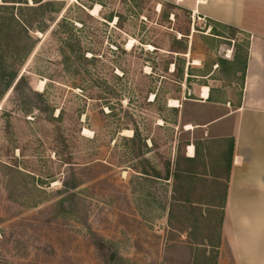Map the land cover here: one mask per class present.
Masks as SVG:
<instances>
[{"label":"rangeland","instance_id":"374dc122","mask_svg":"<svg viewBox=\"0 0 264 264\" xmlns=\"http://www.w3.org/2000/svg\"><path fill=\"white\" fill-rule=\"evenodd\" d=\"M50 1L52 23L22 12L44 32L0 8V28L14 29L0 32L2 66L25 81L16 93L0 80V264H216L230 156L219 137L233 117L209 135L184 125L227 112L200 104L203 87L240 104L250 37L159 0ZM67 38L83 59L62 53ZM71 174L68 210L59 190Z\"/></svg>","mask_w":264,"mask_h":264},{"label":"crops","instance_id":"0c3cea01","mask_svg":"<svg viewBox=\"0 0 264 264\" xmlns=\"http://www.w3.org/2000/svg\"><path fill=\"white\" fill-rule=\"evenodd\" d=\"M159 1L250 37L240 104L231 109L222 102H212L209 90L207 99H201L200 92L201 105L224 107L227 112L203 123L195 118L188 120L184 130L190 125V131L203 128L209 135L205 127L233 117L231 134L219 137L222 141L228 139L232 150L216 264H264V0ZM181 106L182 103L175 108L179 114ZM179 118L181 120V114ZM188 146L193 144L187 145L186 151Z\"/></svg>","mask_w":264,"mask_h":264},{"label":"trees","instance_id":"16d2710c","mask_svg":"<svg viewBox=\"0 0 264 264\" xmlns=\"http://www.w3.org/2000/svg\"><path fill=\"white\" fill-rule=\"evenodd\" d=\"M1 2L4 5H0V8L9 9V10H13L16 8L19 11L20 17H16V19H14L12 16L10 21L17 28H20V30L23 31L24 33H26L27 31H34L35 29H38L41 32H44L46 29L44 24L43 25L40 24L38 27H35L34 21L37 18H39L41 20H46L52 23L55 21L54 13L58 12V9L55 7L56 3H53V1H50V0H31L32 5H33L31 7L27 6V0H1ZM22 5L24 7H22ZM169 6H173V5H169ZM83 8L85 10L87 9V11H90L92 9L91 5H89L88 7L83 6ZM23 10L24 11L27 10L28 12L33 13L32 16L36 17V19L30 18V21L23 19V14H22ZM186 13L190 15V12L186 11ZM87 16L89 18H92L89 15ZM62 26L63 24H61V27ZM229 30L233 34L236 33L235 29L229 28ZM2 31H6V33L10 35L11 32H14V29L9 28V27H5V28L3 27V29L0 28V32ZM66 40L69 42L64 43L63 49L61 48L62 53L65 55L67 52L76 61L83 59V54H82L79 42L78 41L71 42L70 40H68V38ZM182 49L185 50V47H183ZM171 52L176 53V51H171ZM1 61L2 60L0 59V80L3 81V83L5 84L4 85L5 90H8L9 88H11L13 92L17 93L21 89V86L25 83L24 78L20 77L17 79L16 71L13 69V71L8 72V68H6V66H2ZM171 64L174 65L173 73H177L178 67H177L176 62L171 63ZM136 139H137V132L135 131L134 136L130 138V142H135ZM231 150H232V144H230V154H231ZM188 160L192 161L193 159H188ZM143 164L144 165L142 166V171L140 172V174H142L143 176H145V178L150 179V180L160 178L159 175L154 170H151L149 168L148 164H145V163ZM78 186H79V182L76 181L73 174H71L70 178H68L66 181L62 183V187L59 190V194L63 195L59 203L61 207H63L64 209H68V210H71L73 208V202L76 198V194L74 193V191L77 189ZM187 215L190 216L192 220H194V217H192L190 213ZM96 244L98 247H101L99 243H96ZM109 261L111 262L110 264H116L117 262L120 264H125V263H122L123 261L119 257L115 256L114 254H110Z\"/></svg>","mask_w":264,"mask_h":264},{"label":"bare ground","instance_id":"6f19581e","mask_svg":"<svg viewBox=\"0 0 264 264\" xmlns=\"http://www.w3.org/2000/svg\"><path fill=\"white\" fill-rule=\"evenodd\" d=\"M96 12H97V8H95L92 11L93 14H96ZM207 96H208V88L207 87H203L201 89V99H207ZM169 105H170V107H174V108H176V107L179 106L178 102L177 101H174V100L173 101H170ZM186 129L187 130L191 129V126L187 125L186 126ZM187 156L188 157H193L194 156V148H193V146H188L187 147Z\"/></svg>","mask_w":264,"mask_h":264}]
</instances>
